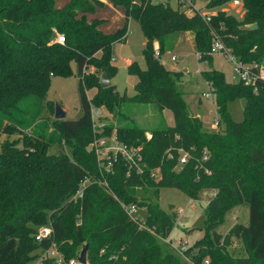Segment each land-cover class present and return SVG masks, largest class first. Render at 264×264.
<instances>
[{"label": "trees", "instance_id": "1", "mask_svg": "<svg viewBox=\"0 0 264 264\" xmlns=\"http://www.w3.org/2000/svg\"><path fill=\"white\" fill-rule=\"evenodd\" d=\"M108 1L121 7L124 17L112 33L99 28L101 19L86 18L99 0H68L61 7H55L54 0H0V133L19 135L0 143V264H21L30 242L43 249L53 241L68 260L74 256L62 240L70 238L87 245L86 264H203L206 258L208 264H264V82L258 81L253 92L241 82H226L213 68L199 71L214 93L216 118L223 127L207 131L187 110L179 72L158 60L173 47L180 31H190L198 62L210 65L213 35L236 59L257 62L264 55V0H239V18L219 8L226 0H188L190 15L167 2ZM174 1L183 5L186 0ZM196 1L202 5L194 7ZM213 6L205 22L200 11ZM128 19L138 23L144 37L145 68L135 61L127 64V73L135 77L134 93L124 96L111 83L100 87L88 66L100 67L107 78L113 76L116 67L109 47L124 39ZM252 23L255 29L246 28ZM56 34L63 36L62 43L55 41ZM153 41L158 44L156 55ZM71 62L78 76L80 113L75 119H49L44 115V110L53 112V103L44 99L49 77L69 75ZM90 87H96L98 100L118 113L112 128L121 143L138 148L139 170L116 156L110 169L99 173L94 154L86 150L95 102V97L85 95ZM235 95L245 99L238 122L226 108V100ZM123 102L166 108L173 123L162 122L145 136L144 128L119 123L129 119L117 110ZM53 124L75 140L82 155L45 153L46 132ZM181 153L186 158L180 165ZM153 170H158L156 179L149 176ZM147 184L155 195L160 186L179 189L191 198L199 188L213 190L204 209L203 234L182 254L163 241L174 212L136 201L135 190ZM78 189L80 196L74 197ZM127 203L142 205L145 217L128 216L121 206ZM241 204L247 208L246 223H234L222 236L215 233L224 214ZM47 223L50 238L35 241V228ZM234 240L242 244L244 255L228 251Z\"/></svg>", "mask_w": 264, "mask_h": 264}, {"label": "rangeland", "instance_id": "2", "mask_svg": "<svg viewBox=\"0 0 264 264\" xmlns=\"http://www.w3.org/2000/svg\"><path fill=\"white\" fill-rule=\"evenodd\" d=\"M67 1L68 0H54V6L61 7ZM152 1L167 2L171 8L177 7L179 10L186 8V5L188 4V2L184 1L183 6H181V2L179 3L174 0ZM201 5L202 3L200 1L195 2V6L199 7ZM214 7L215 6L205 8L203 12L214 11ZM219 8H221L225 14L236 18H239L241 15L240 6H234L230 3V0H226L219 4ZM184 11L186 15H190L189 10L185 9ZM122 12L123 10L121 7L115 6L110 1L106 0L104 4L101 1L100 5H93L92 11L86 14V18L90 19L95 17L101 19L102 22L99 25V28L105 33H112L116 28L123 24L124 18L122 17ZM143 46L144 37L138 23L135 20L128 19L124 39L113 41L109 47L111 64L116 67V70L113 76L108 78V80L114 85V89L120 95L131 96L134 93L133 84L135 77L127 73L126 65L129 62L135 61L140 68H145V61L142 56ZM157 47V42L156 44L152 43L153 49H157ZM195 52L192 33L190 31H180L173 47L170 50L161 53L158 56V60L166 69L179 72L181 89L183 91L182 98L187 106L189 114L196 115L200 118L203 129L207 131H221L223 128L222 123H218L217 121V124L214 126V122L217 118L213 99L211 97L201 96L203 93L208 92L209 86L202 78L201 74H199V71L213 68L223 74L226 82H236L238 75L234 69L233 63L228 61L224 54H212L210 65H207L204 62L197 61ZM99 55L100 54L96 55V60L98 61V58L100 57ZM171 56H174L175 60H171ZM258 62L264 64V55L257 61V63ZM70 67L71 73L67 76L49 77V84L44 98L53 103V112L51 111L50 113L49 109L44 110V115L49 117V119H54V104H57L64 112V119H75L80 113L77 89L78 76L75 73V65L73 62L70 63ZM88 70L90 73L95 74V77H97L99 81L101 75L100 67L89 64ZM97 92L96 87H90L85 90L86 97H95V102L91 104V114L93 117L91 138L93 137L96 141V152L89 150L88 147H86V150L91 151L94 154L96 161L97 158L95 153H98V158L101 159L100 163H105L107 157L113 156L112 152L108 150V147L110 146L111 139L116 137L115 131L112 127L116 125V117H118V113L114 114L113 108L109 109L102 103V101L98 100L100 95L98 96ZM244 104L245 99L242 96L235 95L226 100V108L233 121L238 122L242 120ZM117 110L129 117V119H124L119 123L135 124L144 128L146 130L144 132L145 136L149 135V129L158 126L162 122L166 125H172L173 123L172 114L168 109L163 108L160 110L150 102H123ZM46 133L49 137L47 138L48 145L45 147V153L51 155L65 154L68 157L71 156V153L73 152L82 155L81 150L79 151V149L76 148L75 140L73 138L64 137L58 131L55 124L48 126ZM18 136L17 133L11 135L0 133V143L7 137L16 138ZM100 140H103V143H101ZM75 160L78 161V159ZM134 165L136 171L139 170L138 168L140 167L137 165L136 161ZM97 166L99 173L100 171H106L98 164ZM88 173V175H91L90 172ZM150 174L152 175H149L150 177L156 179L158 170H155V172L153 170ZM85 179L87 180L88 177ZM86 180H84L82 184L86 183ZM212 192L213 190L199 188L195 191V197L191 198L179 189L160 186L157 195H155L151 185L147 184L144 185L143 188H137L135 190V196L137 202L150 201L151 203H157L167 214H172V212H174V223L169 230L168 237L174 243L179 240H185L189 246L203 234L204 209ZM76 195L77 193L75 192L73 196ZM178 209L181 210L179 214L177 213ZM246 211L247 209L244 204L231 208L224 214L222 222L216 225L213 231L222 236L234 223L244 222L243 219L245 220L246 218ZM134 216L142 220L145 217V208L142 205L137 206ZM76 222L78 223V220H76ZM46 226H48V223L37 226L33 233L39 228ZM62 241L63 245L66 244L70 246V257H77L81 247L84 245L80 244L73 238H70L69 240L63 239ZM54 247L62 260L66 261L62 251L56 246V244ZM167 247L174 251L169 245H167ZM41 250L42 249L35 247V245L30 242L21 264H39ZM228 251L234 256L244 255L242 244L235 240L228 247ZM86 260L85 254V264L87 263ZM48 261L49 263L51 261L52 263L57 264L55 257L45 258L41 263L45 264Z\"/></svg>", "mask_w": 264, "mask_h": 264}, {"label": "built area", "instance_id": "3", "mask_svg": "<svg viewBox=\"0 0 264 264\" xmlns=\"http://www.w3.org/2000/svg\"><path fill=\"white\" fill-rule=\"evenodd\" d=\"M186 2H188V4L186 5L187 10H189V12L191 13L193 11L192 6H190V1L186 0ZM230 3L233 4L234 6L240 5L239 0H230ZM183 6V5H181ZM196 7V6H194ZM204 9H202L200 11L203 19L205 22H208L209 20V13L210 12H203ZM55 41L58 43H62L63 42V36L61 34H56L55 35ZM209 53L212 55L214 53H222L226 56L227 60L232 62L234 65V69L238 75V79L236 82H241L246 86H250L252 88L253 92H256L257 90V82L258 81H262L264 82V64L262 63H257L255 61H250V62H242L238 59H236L223 45V43L218 40L214 35L211 37V42H210V47H209ZM154 54H157V49L154 48ZM196 56H198V54L196 53ZM171 60H175L174 56H171L170 58ZM209 86V85H208ZM201 96L203 97H211L212 99H214V93L213 91L210 89H208V92L203 93ZM92 114H91V120H92ZM217 120H215L214 122V126L217 124L216 123ZM92 124H93V120H92ZM92 127V125H91ZM90 142L86 145V147H88L89 150H93L94 152H96V141L95 139L92 137L90 138ZM101 143H103V140H100ZM108 150H110L113 154V156L107 157V160L105 163H100L101 159L98 158V153L96 154V158H97V164L99 166H101L103 169H105L106 171H108L110 169V165H111V159H114L116 156L121 157L125 162L127 163H131V165H134L135 161L137 162V159H139V155H138V148L136 147H129L123 143H121L116 137H113L111 139V143L110 146L108 147ZM185 158L186 155L185 153H181L179 158H178V164H183L185 162ZM102 169V170H103ZM86 180V179H84ZM83 180V181H84ZM82 181V182H83ZM87 182V180H86ZM99 182V180H98ZM85 184V183H84ZM81 185H83L81 183ZM77 195L76 196H80V189H78L76 191ZM213 195V193H212ZM74 196V197H76ZM122 209L123 211L130 216L132 219H135L136 217L134 216L135 210H136V205L134 203H127V204H122ZM181 210L178 209L177 213L179 214ZM51 235V230L49 226L46 227H41L39 228L34 234V240L39 242L42 239H49ZM164 242H166L172 249H174V251L178 254H182L183 250L186 248L187 243L185 242V240L181 241L179 240L178 242H173L169 237H166L165 239H163ZM55 243L53 241H50V243L48 244L47 247L43 248L41 250V254L39 257V264H42L41 261L45 258H51V257H55L56 258V262L57 264L60 263H65V264H79L77 261V257H71L66 261H63L62 258L60 257V255H58L56 248L54 247ZM203 264H208V260L204 259L203 260Z\"/></svg>", "mask_w": 264, "mask_h": 264}, {"label": "water", "instance_id": "4", "mask_svg": "<svg viewBox=\"0 0 264 264\" xmlns=\"http://www.w3.org/2000/svg\"><path fill=\"white\" fill-rule=\"evenodd\" d=\"M246 28L248 29H255L256 28V24L252 23L246 26ZM110 84L108 78L106 77V75L104 73H102L100 75L99 78V85L100 87H106ZM64 112L61 110V108L57 105L54 104V113H53V117L54 119H64ZM86 249H87V245L84 244L81 247V250L77 256V261L79 264H85V254H86Z\"/></svg>", "mask_w": 264, "mask_h": 264}, {"label": "crops", "instance_id": "5", "mask_svg": "<svg viewBox=\"0 0 264 264\" xmlns=\"http://www.w3.org/2000/svg\"><path fill=\"white\" fill-rule=\"evenodd\" d=\"M102 1V3L104 4V2L106 1V0H101ZM122 17H123V13H122ZM124 18V17H123ZM178 37V36H177ZM153 44H156V42H153ZM127 63H128V61H127ZM130 63V62H129ZM127 66V65H126ZM247 209V208H246ZM243 221L244 222H242V224H245L246 223V221H247V211H246V218H245V220L243 219Z\"/></svg>", "mask_w": 264, "mask_h": 264}]
</instances>
